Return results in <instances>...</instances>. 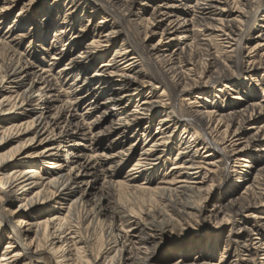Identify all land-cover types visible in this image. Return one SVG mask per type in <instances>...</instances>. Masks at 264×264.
<instances>
[{
  "label": "bare ground",
  "instance_id": "1",
  "mask_svg": "<svg viewBox=\"0 0 264 264\" xmlns=\"http://www.w3.org/2000/svg\"><path fill=\"white\" fill-rule=\"evenodd\" d=\"M93 1H99L98 7L111 8L116 21L106 32L101 26L88 48L113 46L114 38L122 37L111 56L101 63L97 64L88 53V64L97 67L96 75L109 73L116 77L114 81L122 82L120 88L132 93L151 88L136 106L149 122L159 117V131L148 132L140 146L132 143L126 151L121 149L108 156L121 157L114 165L83 150L63 156L60 151L67 145V138L61 140L63 134L87 138L85 130L92 132L87 123L63 115L68 106H75V96L70 97L75 95L71 90L75 87L70 84L66 89L61 79L39 73L41 91L32 96L27 79L33 74L38 76L32 71V62L26 57V63L31 64L20 70L15 61L0 55V229L6 224L10 230L6 244L0 247V264H47L46 256L55 257L58 264H225L223 258L219 262L205 261L207 255L201 253L207 244L190 263H185L187 253L183 250L176 260L160 263L162 255L149 246L138 245V239L145 244L159 239L156 243L163 244L171 237L180 238L169 242L171 247L175 243L185 245V234L171 230L167 235L164 228L169 221L161 218L172 207L178 219L182 215L190 220L205 219L210 195H203L197 184L201 169L217 177L219 184L233 173L238 177L232 194L224 196L226 203L214 211L222 212V219L232 223L227 244L233 243L236 255L239 238L244 234L251 233L261 244L264 214L257 212L264 205V187L257 188L258 183L264 186V162L255 166L253 156L264 143V91L256 100L253 97L257 93L252 89L264 85V0H73L71 7L85 9L95 4ZM9 6L0 7L1 19ZM127 23L142 27L143 39L131 32ZM155 37L158 39L148 46L146 41ZM2 45L17 52L10 41L0 38V48ZM18 53L19 62L23 54ZM258 54L260 62L256 65ZM81 55L76 56L74 65ZM5 81L11 84H2ZM160 87L159 96H153L151 92ZM231 90L233 100L226 104L210 100L218 91ZM245 90L248 93L243 97L241 92ZM62 96H66L67 105L63 110L55 105ZM203 96L207 98L197 105ZM114 100L117 103L112 110L118 113L131 98L122 95ZM54 109L58 116H54ZM132 116L133 120L139 119L134 112ZM120 129L127 131L125 124ZM177 129L181 131L179 152L171 168L161 173L164 158L171 151L168 143ZM49 139L57 142L24 153L30 145H41ZM77 141L72 145H82ZM134 153L137 156L129 174L118 178ZM47 164L51 170H43L42 165ZM65 166L70 169L65 171ZM156 175L159 180L154 178ZM106 177L110 190L99 186L100 195L94 205H89L85 198L96 187V181ZM141 177L147 181L139 184ZM239 186L244 189L236 193ZM7 203L15 207L9 208ZM57 203L63 205L57 207ZM49 207L56 208L58 214L49 213ZM135 215L141 219L137 224L144 226L142 236L133 234L131 219ZM116 230L122 232L120 237ZM209 239L214 252L217 236L210 235ZM251 260L253 264H264V253L260 259L244 258L240 263L249 264Z\"/></svg>",
  "mask_w": 264,
  "mask_h": 264
},
{
  "label": "rangeland",
  "instance_id": "2",
  "mask_svg": "<svg viewBox=\"0 0 264 264\" xmlns=\"http://www.w3.org/2000/svg\"><path fill=\"white\" fill-rule=\"evenodd\" d=\"M5 1L6 0H0V7L5 4H9L10 6L8 9H6V11L3 12L4 17L2 19L0 17V38L10 41L11 45L15 50H17V52L14 54L15 51H12L7 45H2L0 48V55L11 58L20 67V70L26 69L27 66H30L32 62V71L38 74V76H34L35 74H33L27 79L28 83L32 85V96L38 94L41 91L39 89L40 85H42V79H40L41 73L46 77H57L61 79L63 82H65L64 87H67L66 89H69V85L72 84L75 89L71 90L75 91V95H71L70 97L73 98L75 96V100H77L75 106H72L71 108L68 106V108H66L67 105L64 102L66 96H62L61 100L57 101L55 105H61V110L64 108L67 109L62 111L65 117H73L74 122H85L92 126V132H89L88 129L85 130L88 133L87 138H85L84 135L72 136L71 134H63L61 136V140L67 138L65 140L67 145L60 151L63 156L70 157L76 149L77 151L83 150L89 156H96L95 159L102 161L111 160L109 164L114 165L116 162L120 161L121 157L117 156L111 159L108 156L121 149L126 151L128 146L132 143L134 147L140 146L144 142L145 136L148 132L156 134V131L158 130L157 123L159 121V117H155L153 121L149 122L148 119L145 118L144 114L138 111L139 109L136 106L137 103H141L146 99L145 97L148 95L151 88L145 87L141 93H138V91L132 93V90H127L125 87L120 88L122 82L114 81L116 77L109 76V73H106L105 75H96L95 72L97 71V67H95V65L92 66L88 64V53L92 54L91 56L98 64L103 60L108 59L114 51L113 49H115L116 46H118L121 42L120 39L122 36H119L114 38L115 43L113 46L101 45L96 49L88 48L92 39L98 36L96 34L101 26L102 31L106 32L109 26H111L113 22L116 21V17H113V13H110L111 8L108 10L104 9V7H98L96 4L99 1L97 3L93 1L95 4H91V6L89 5L90 7H86L85 9L78 5L71 7L75 3L73 0H8L10 1L9 3H7L8 1ZM53 1L54 3H52ZM93 5L97 6V8H93ZM104 10L109 11V13H105ZM137 10L139 11L140 9L138 8ZM141 13L144 15V10H142ZM104 15L107 18L104 19L107 25L104 23L105 21L102 23L99 22ZM117 15L120 14L117 13ZM133 18L136 19V16H133ZM104 24L105 26H103ZM126 25L131 32H136L140 39H143L145 32L142 31V27H136V25L132 23H127ZM127 26L125 27L126 29ZM81 28H83V32H80ZM75 34L79 35L73 38ZM157 39L158 37L148 39L146 43L149 46L150 43L155 42ZM18 52L23 54L21 55L22 60L19 62L18 58L20 54ZM79 53L82 54V57H79V63L74 65V59ZM26 57L31 61L30 64L26 63ZM255 59L257 60L256 65H258L260 62V54H258ZM136 68L138 69L139 67ZM136 68L134 70H136ZM7 80L10 82L9 79ZM6 81L2 84H6V86L11 84L9 82L6 83ZM252 91L257 93L253 99L255 98L256 100H260L261 96H263L262 93L264 91V85L252 89ZM160 92H162L161 87L151 92V94L158 97ZM231 93H234V91L231 90L222 93L218 91L217 96H212V99L210 100L216 104H226L228 101L233 100L230 96ZM247 93V91H243L241 92V96L246 97ZM118 95H125L127 99L131 98V100L126 102L125 109L121 108L119 112L116 113V111L112 110V108L117 103L114 98L119 97ZM206 98L207 96H203L201 99L197 100L198 102L196 104L198 105L199 103H203ZM53 112L54 116H58L55 109ZM133 112L139 116V119L133 120ZM84 117L85 120H83ZM124 124L127 127V131L125 133L122 132L123 129H120V126ZM172 128L173 127H170L171 130ZM173 134L174 135L171 143H168L171 146V151H169L167 153L168 155L164 158L165 164L161 173H164L171 168L173 165L172 162H174V157L180 149L178 147V143L180 140L181 131L177 129ZM53 136L54 135H52V137ZM75 141L82 142V145H72ZM52 142H57V140L49 139L46 143L41 145H37L38 143L32 144L26 149L24 153L28 151L37 152L45 145ZM263 147L264 143L259 146L258 151H255V155L253 156V159H255L253 164H255V166H258L264 162V152L262 150ZM136 156L137 153L132 155L131 160L125 164L118 178L123 179L125 176H127V174H129L128 170L130 169L131 163L134 162ZM42 168L43 170H51L50 164L42 165ZM69 169V166H65V171H68ZM74 171L75 170H72V172ZM197 176V184L201 186L200 192H202L203 195H210L206 204L207 213L205 215V219L202 217H195L190 220V217H186L185 215L180 216L178 219L177 213L174 208L172 209V207L171 210H169V212L166 214L165 218H161V220L165 219L169 221V225L164 228V230H167V235L171 234V230H174L177 233L180 232L185 234L182 238L185 240V245L180 246L177 245V243H175L172 247V244L168 245L169 242H177L178 239H180L179 237H171L163 244H160L159 242L156 243L157 241H160L159 239L150 241L146 244L138 239V245L141 248L149 246L151 249L156 251L157 255H162L163 258L161 259L160 263H165L169 260H176L182 250L184 254L187 253L186 258L184 259L185 263H190L194 261V258L196 259L197 256H200L199 254L204 251V249L201 247L204 245L206 246L207 244V249H205L206 252L204 251L205 253H201L203 255L205 254L204 256L207 255L205 261L213 263L219 262V260L223 258L222 262L225 264H241V261L239 260V253L236 255V250L233 246V243L232 245L227 244L232 223L222 219V212L219 211L214 214V211L217 208L220 209L221 205L226 203L224 196L232 194V190L234 189V180H236L238 177L233 173L225 181L223 180V182L219 184V179L217 177H213L211 173L204 171L203 169L199 170ZM159 177V175H156V177L154 176V178H158V180L160 179ZM106 179L108 178H100L96 181V187L93 188L92 193L85 198L88 199L89 205H94V202L97 200L96 198L100 195V190L98 189L99 186L105 189L110 188V183ZM143 180H145V182L147 181L144 179V177H141L137 183L140 184L143 182ZM261 186L264 187L258 183L257 189L261 190ZM243 189V187L239 186L235 192L241 193ZM236 193L234 194L236 195ZM133 197L134 195H132V198ZM145 199L147 198L145 197ZM62 205V203L56 204L57 207ZM6 206L9 208L15 207L14 203H7ZM137 206L138 205L135 204V207ZM49 208V213L54 212L53 214H58L56 208ZM257 213L260 215L264 214V205ZM142 216L146 217L144 213H142ZM139 218V216L135 215L131 219L135 227L133 229V234L135 237H137V235H144L141 232V229L144 227L143 224H137L141 220ZM202 223L203 229L199 231V226ZM87 232L90 233L89 231ZM116 232L120 237L122 232L118 230H116ZM9 233L10 230L8 225L3 224L2 228L0 229V247H3L6 244ZM210 235L217 236L218 243L216 244L217 247L214 252H212L213 250L210 249L211 245H209L211 240L209 239ZM263 240L260 242L261 245H263ZM256 241L257 239H254V235L251 233H247V235L244 234L239 238V242H242V245L239 243V249L243 246L245 251L249 253V256L251 255L256 259H260L264 253V248L263 251L257 250ZM45 258L47 260V264H58L55 257L53 256H46ZM249 264H253V260H251Z\"/></svg>",
  "mask_w": 264,
  "mask_h": 264
},
{
  "label": "built area",
  "instance_id": "3",
  "mask_svg": "<svg viewBox=\"0 0 264 264\" xmlns=\"http://www.w3.org/2000/svg\"><path fill=\"white\" fill-rule=\"evenodd\" d=\"M241 244V243H240ZM242 245V244H241ZM258 245V244H257ZM256 245V249L257 250H260V247L261 246V250L263 251V248H264V240H263V245L259 244L258 246ZM252 257L251 255L249 256V253L247 251H245V248L242 246L240 249H239V260L240 259H244V258H250Z\"/></svg>",
  "mask_w": 264,
  "mask_h": 264
}]
</instances>
